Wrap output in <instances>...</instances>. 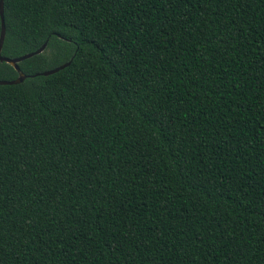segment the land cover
<instances>
[{
	"label": "trees",
	"instance_id": "obj_1",
	"mask_svg": "<svg viewBox=\"0 0 264 264\" xmlns=\"http://www.w3.org/2000/svg\"><path fill=\"white\" fill-rule=\"evenodd\" d=\"M0 264H264V0H3ZM17 71L0 61V80Z\"/></svg>",
	"mask_w": 264,
	"mask_h": 264
},
{
	"label": "water",
	"instance_id": "obj_2",
	"mask_svg": "<svg viewBox=\"0 0 264 264\" xmlns=\"http://www.w3.org/2000/svg\"><path fill=\"white\" fill-rule=\"evenodd\" d=\"M4 33H5V28H4V23H3V0H0V49L2 46V42H3V38H4ZM46 44V41H44L39 47H37L35 50L31 51V52H27L24 53L22 55L13 57V58H7L4 57L2 55H0V61H3L5 63H8L9 65H11L15 71H17V77L11 80H0V85H9V84H16L21 82L26 76L32 77L35 75H42V76H46L52 73L57 72L58 70L66 67L69 64V61H66L60 65H57L53 68L50 69H46L44 71L38 72V73H34L31 75H24L22 74L19 70H18V66L17 63L23 59L29 58L33 55L39 54L40 52H42V50L44 49Z\"/></svg>",
	"mask_w": 264,
	"mask_h": 264
}]
</instances>
